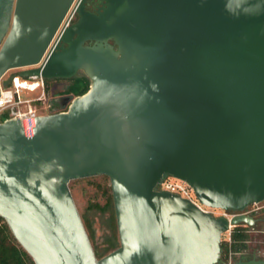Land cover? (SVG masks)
<instances>
[{"label": "water", "instance_id": "1", "mask_svg": "<svg viewBox=\"0 0 264 264\" xmlns=\"http://www.w3.org/2000/svg\"><path fill=\"white\" fill-rule=\"evenodd\" d=\"M71 2L0 0V79L89 80L27 134L0 121V217L33 264L217 263L220 234L255 219L157 185L224 211L264 201V0H79L49 45ZM97 175L118 239L100 257L68 187Z\"/></svg>", "mask_w": 264, "mask_h": 264}, {"label": "rangeland", "instance_id": "2", "mask_svg": "<svg viewBox=\"0 0 264 264\" xmlns=\"http://www.w3.org/2000/svg\"><path fill=\"white\" fill-rule=\"evenodd\" d=\"M17 71L18 69H10L6 71L0 79V84L11 74L17 73ZM78 73L82 72L80 71ZM47 80L48 90L44 92L45 99L43 101L33 103V105L35 106V113L37 115L47 114L51 112V110H53V112H55L56 110H61V108L59 107L61 105L63 109L69 103L70 98L73 97V93H75V89L74 87H72L74 86V84L71 83L70 87H65L68 79H58V82L56 83H54L52 80ZM76 84L77 83H75V85ZM23 93L27 95H36L38 93V90H34L32 92L25 91ZM52 101H55L56 104L53 105ZM4 116H6L5 113L0 114V121L4 119ZM168 179L170 181L177 180L172 177H169ZM68 187L92 249L96 251H101L102 249H104L107 246L108 239L111 236L115 237V246H117L118 239L115 219H113L114 222L109 219V210L101 211L96 206H94V204L97 206H102L106 201V196L110 194L108 178L104 175H97L74 179L69 181ZM259 206H261L259 210L264 209V201L260 202ZM213 211L214 213L221 212L220 209H213ZM262 214H264V212H262ZM255 242L259 244L262 243L259 240H256ZM262 245H264V242ZM259 254L263 255L264 251H260Z\"/></svg>", "mask_w": 264, "mask_h": 264}, {"label": "built area", "instance_id": "3", "mask_svg": "<svg viewBox=\"0 0 264 264\" xmlns=\"http://www.w3.org/2000/svg\"><path fill=\"white\" fill-rule=\"evenodd\" d=\"M79 0H72L65 14L63 15L49 45H51L61 33L63 29L68 27L76 18V6ZM8 82L6 85L1 86L0 84V114H6V118H18L23 129L24 120L31 121L35 115L34 102L43 101L45 99V84L44 79L40 76L35 79H29L25 77H20L17 73H13L8 77ZM38 90L36 95H27L23 92H32ZM169 177L164 178L158 185V190L168 191L170 193H175L182 198H186L199 207L202 211H207L210 214L217 216L222 215L227 220L236 214H245L253 217L260 209L259 203H253L245 207L242 211H224L221 210L220 213H214L213 209L205 206L198 202L191 188L182 180L170 181ZM173 178V177H172ZM176 179V178H174ZM207 208V209H205ZM255 222V221H254ZM254 224V223H253ZM252 225L239 224V225H228V229L220 234V242L226 243V259L225 264H230L231 256L233 252L230 249L231 243V232L237 227L241 226L244 228V232L248 235L255 233L257 230ZM245 244H250L253 240L245 239L243 241Z\"/></svg>", "mask_w": 264, "mask_h": 264}, {"label": "trees", "instance_id": "4", "mask_svg": "<svg viewBox=\"0 0 264 264\" xmlns=\"http://www.w3.org/2000/svg\"><path fill=\"white\" fill-rule=\"evenodd\" d=\"M53 82L58 81V79H51ZM74 82V83H73ZM45 83V91L48 90V80L44 79ZM74 84L75 93H73L72 96L83 94L87 89L89 85L88 78L83 73H76L72 78L68 79V82L66 84V88L70 87V85ZM75 83H77L75 85ZM53 105L56 104L55 101H52ZM4 116L3 118H5ZM3 120V119H2ZM99 210L110 211L109 219L114 222L113 218V212H112V200H111V194H108L106 196V201L102 206H97L94 204ZM264 209L258 210L255 218V222L253 224L254 228L257 230L255 233L248 235L246 232H244V228L241 226H237L232 232H231V243H230V249L232 252H240L245 247L246 244L243 242L245 239L253 240L248 245L254 246L259 252L264 251V214L262 212ZM91 235V234H90ZM115 237L111 236L108 239L107 246L102 249L101 251L93 250L96 257H100L104 255L105 253L109 252L110 250L114 249L116 246ZM259 240L262 243H256L255 241ZM221 248L226 256V250L227 246L226 243L221 242ZM264 258V254L262 256ZM0 264H33L31 258L27 255V253L20 247V245L14 240V238L11 236L6 224L2 221L0 218Z\"/></svg>", "mask_w": 264, "mask_h": 264}, {"label": "flooded vegetation", "instance_id": "5", "mask_svg": "<svg viewBox=\"0 0 264 264\" xmlns=\"http://www.w3.org/2000/svg\"><path fill=\"white\" fill-rule=\"evenodd\" d=\"M101 4L102 3L100 1H93V2H90L88 4L87 8L89 10H91V11H95L98 7L101 6ZM80 71L81 70H79L77 72H80ZM56 82H58V81H54V83H56ZM59 107L61 108V110H65L66 109V107H64L62 109V105L59 106ZM58 111H60V110H58ZM51 112H53V110H51ZM51 112H49V113H51ZM2 221L4 222L3 219H2ZM262 256L263 255H260L259 254V251L254 246H251V245L246 244V247L242 251H240V252H233V254L231 256L230 264H264L263 262H261V261H264V258ZM225 259H226V256L224 255L223 251H221V255L219 257V260L215 264H225Z\"/></svg>", "mask_w": 264, "mask_h": 264}, {"label": "bare ground", "instance_id": "6", "mask_svg": "<svg viewBox=\"0 0 264 264\" xmlns=\"http://www.w3.org/2000/svg\"><path fill=\"white\" fill-rule=\"evenodd\" d=\"M32 121L33 120H31V121L24 120L23 125H24V127H26V129H23L24 134H27L30 131V129L32 127Z\"/></svg>", "mask_w": 264, "mask_h": 264}]
</instances>
